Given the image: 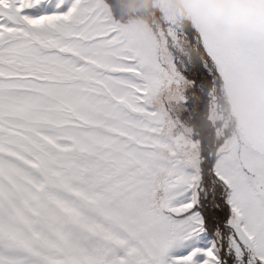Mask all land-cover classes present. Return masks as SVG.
Instances as JSON below:
<instances>
[{"label": "snow or ice", "instance_id": "snow-or-ice-1", "mask_svg": "<svg viewBox=\"0 0 264 264\" xmlns=\"http://www.w3.org/2000/svg\"><path fill=\"white\" fill-rule=\"evenodd\" d=\"M0 264H264V0H0Z\"/></svg>", "mask_w": 264, "mask_h": 264}]
</instances>
